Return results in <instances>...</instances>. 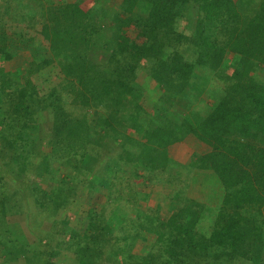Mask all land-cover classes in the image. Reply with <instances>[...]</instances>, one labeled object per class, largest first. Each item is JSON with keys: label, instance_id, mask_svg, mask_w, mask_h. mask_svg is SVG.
<instances>
[{"label": "trees", "instance_id": "16d2710c", "mask_svg": "<svg viewBox=\"0 0 264 264\" xmlns=\"http://www.w3.org/2000/svg\"><path fill=\"white\" fill-rule=\"evenodd\" d=\"M114 1L0 0V264H264V0ZM190 136L210 151L182 165L170 148ZM125 176L172 188L166 206L143 213ZM103 188L119 195L101 211L79 199ZM78 202L79 223L61 217Z\"/></svg>", "mask_w": 264, "mask_h": 264}, {"label": "rangeland", "instance_id": "374dc122", "mask_svg": "<svg viewBox=\"0 0 264 264\" xmlns=\"http://www.w3.org/2000/svg\"><path fill=\"white\" fill-rule=\"evenodd\" d=\"M79 3H81V6L83 9H90V8H93L94 6H96L95 4H97V0H78ZM119 1L120 0H116L114 1V5L116 6L115 7V10L117 11V6L119 5ZM3 12L0 11V15L2 14ZM101 59L102 63H103V59H104V56H100L99 57V60ZM48 79L52 77L49 76V74H46ZM45 80V77L43 78ZM49 80V81H50ZM219 83V82H218ZM139 84L142 86L143 85V88L141 89V92H145V96H144V100L143 102H146V99L148 98V95H147V92H149L150 90H154V93L153 95L150 94V98H148V100H150V105L147 104V102L145 103V106L151 110V111H155V110H158V109H162V107L164 106L165 103H167V96L163 95V93L161 92V90L157 87L156 83L153 82L151 79H149V77H147L146 75H144V77H141V79L139 80ZM213 84V83H212ZM218 85V84H217ZM211 86V85H210ZM208 87L209 90L205 91V92H202L201 94H199L197 97V99L195 100L193 106L197 109L200 110V112L204 113V115L209 112L213 107H215L216 105V101L215 99H212L210 96V91L211 90H214L216 89L217 87L213 86L212 85V89L211 87ZM192 93V92H191ZM194 95H192L193 97ZM192 97H191V100H192ZM154 98V99H153ZM165 98V100H164ZM186 103H184V106H185ZM177 107H181L180 104L179 105H175L174 107H170L169 105L167 106L166 109H164L163 113H172L177 117V114L179 111L177 110L176 112V109ZM188 112V111H187ZM182 119V117H179ZM178 118V119H179ZM45 133V132H44ZM203 147V146H202ZM202 147L197 143V140L194 139L192 136L188 137L186 140L180 142V143H177L175 145H173L171 148H170V155L173 159L177 160L180 164L182 165H189V163L191 161L194 160L195 156L196 155H205L204 152H202ZM49 148H44V150L48 153ZM141 173H144V171H141ZM202 172L200 173H196L195 175V184L194 186H192L191 188V191H189V196L192 197V198H195V199H198V200H204V196H206V193L205 192L208 188L211 187V190H213V187H212V183L210 182L211 181V177L208 178V179H205L204 180V175L206 174H201ZM40 175V173H39ZM42 175L43 177L46 176V174L42 171ZM127 177V176H125ZM85 178V177H84ZM88 179H91L90 177H87ZM33 179V178H32ZM32 179L30 178V180H26V181H29L31 182V184H35V181H32ZM86 179V178H85ZM143 178H139V179H129L127 177V179H121L120 181V184L124 187V189H126L127 185L129 183H131L134 187V191L135 192H138V193H144V192H148L150 193V198L148 200H142V198L138 201L140 203H138V208L139 209H142L143 213H147V211H149V209H153V208H157V205H160L162 204L164 207L166 206V203L164 201V196L166 194H170L173 189L172 188H166L165 186L163 185H155L156 188L153 189V187L150 184V182H148L149 184H144L143 185V180H141ZM131 180V181H129ZM26 181H23V183H25ZM155 181V180H154ZM23 183L19 184V186H23ZM156 182H151V184H155ZM130 184V185H131ZM214 185V183H213ZM115 188V187H114ZM108 189V188H107ZM107 189H100V192L99 194H94V195H90L88 193H86V195L82 196V193L83 191L81 190L80 193H79V199H81L82 201H86L87 203H91L93 198H97L98 199V202H96L94 204V206H97L96 209L98 211H101L103 206L106 205L109 206L110 204L113 203V201L115 200H118V195H114L113 197L111 196H108V190ZM119 188L116 187L115 189H113L115 192L116 190H118ZM86 192V191H84ZM213 193L214 192H210V194L208 195L209 198L213 199L214 200V197H213ZM84 197V198H83ZM83 198V199H82ZM219 198H217L218 200ZM216 200V201H217ZM134 203H137V201H135ZM76 204V203H75ZM130 204V205H129ZM127 204L126 200H123L121 203H120V206L122 207L121 210H126V206L127 207V213H130V215L132 217L135 216L134 212H129V210H131L134 206V204L132 203H129ZM90 207L86 204V203H77L75 205V209L73 210H70L68 211L67 213H63L61 215V217H69L71 220H72V223L73 224H76V223H79V221H81V216L84 217V215H86L88 209ZM108 208H111V207H108ZM137 213V212H136ZM107 214H109V211H107ZM163 217L167 218V215L165 213V211H163ZM13 221H16L17 223H20L21 226H22V230L28 240V242H31V243H34L36 241V235L33 234L31 231H30V228L29 226L27 225V222L26 220L23 218V217H15L12 219ZM149 237V236H148ZM147 237V238H148ZM150 238V237H149ZM151 243V239H148L147 242L145 243H141L137 248H136V252L137 253H146L147 251V245ZM66 261L65 262H62L60 261L59 264H69L70 261L66 258L65 259ZM108 263H113L115 264L116 263V260L114 259H108L107 261ZM239 264V263H237Z\"/></svg>", "mask_w": 264, "mask_h": 264}, {"label": "crops", "instance_id": "0c3cea01", "mask_svg": "<svg viewBox=\"0 0 264 264\" xmlns=\"http://www.w3.org/2000/svg\"><path fill=\"white\" fill-rule=\"evenodd\" d=\"M144 75H146L145 73H141L140 74V76H139V78H138V81H137V88H138V90L140 91V93L143 95V97L145 96V92H141V89L143 88V85L141 86L140 84H139V80L141 79V77H144ZM147 76V75H146ZM148 77V76H147ZM153 93H154V90L152 89V90H150L149 92H147V95H148V98H150V94H152L153 95ZM148 98L146 99V102H147V104H149L150 105V100H148ZM154 99V98H153ZM164 100H165V98H164ZM198 109V108H197ZM199 110V109H198ZM204 114V113H203ZM193 137V136H192ZM194 138V137H193ZM194 139H196V138H194ZM197 140V139H196ZM197 143L202 147V152H204V154H205V152L206 153H208L209 151H210V148L208 147V146H206V145H204V144H202V143H200L198 140H197ZM141 180H143V179H141ZM144 184H149L146 180H143V185ZM149 185H151L152 187H153V189H155L156 188V186L155 185H162V184H159V183H155V184H149ZM164 186V185H163Z\"/></svg>", "mask_w": 264, "mask_h": 264}, {"label": "clouds", "instance_id": "9594fccd", "mask_svg": "<svg viewBox=\"0 0 264 264\" xmlns=\"http://www.w3.org/2000/svg\"><path fill=\"white\" fill-rule=\"evenodd\" d=\"M97 3V2H96Z\"/></svg>", "mask_w": 264, "mask_h": 264}]
</instances>
